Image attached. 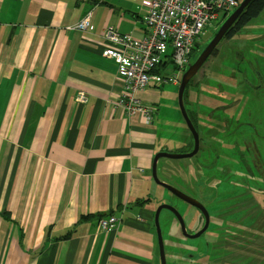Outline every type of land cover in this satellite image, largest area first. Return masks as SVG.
I'll use <instances>...</instances> for the list:
<instances>
[{
    "label": "crops",
    "instance_id": "obj_1",
    "mask_svg": "<svg viewBox=\"0 0 264 264\" xmlns=\"http://www.w3.org/2000/svg\"><path fill=\"white\" fill-rule=\"evenodd\" d=\"M144 15L142 0H0V264H157L153 160L187 130L159 117L171 85L136 94L152 120L116 105L103 56L105 30L140 38Z\"/></svg>",
    "mask_w": 264,
    "mask_h": 264
},
{
    "label": "rangeland",
    "instance_id": "obj_2",
    "mask_svg": "<svg viewBox=\"0 0 264 264\" xmlns=\"http://www.w3.org/2000/svg\"><path fill=\"white\" fill-rule=\"evenodd\" d=\"M241 1L239 0V5ZM230 14L212 21L206 27L204 34L198 39L200 50L199 52L196 50L192 51L190 62L198 59L201 50L207 46L206 44L209 43L226 20L225 18ZM216 49L218 50L217 57L210 56L205 65L197 73L194 80L195 83L190 84L188 90L189 99L185 105L186 111L194 112L197 119L198 134L201 141L199 144L200 151L193 158L180 160L161 159L158 166L160 170L158 178L160 181L174 188L184 191H188V189L195 190L200 200L205 202L206 197L202 187V166L210 163L205 157L211 155V153L224 152L222 153L224 157L222 156L221 161L225 163L228 161L231 171L234 173V177L230 181H235L236 184L240 185V188H237V190H220L221 193L227 195L224 204H232L233 201L242 203L244 201L253 202L251 200H255L257 207V212L254 214L253 212L250 214L248 212L245 213V211L241 210L236 214L239 227L241 228L243 223H245L246 228L253 229V237L256 240L254 249L256 254L250 253L249 257L240 260L239 264H245L246 261L251 262V264H264V11L258 18L252 20L242 28L233 38L222 40ZM174 69L173 63L169 60L157 73L161 77H169L173 75ZM257 73L261 75V78L258 77L257 79ZM181 78L182 73L179 75V82ZM178 89L179 86L175 87L171 85V87L159 90L162 96L159 117H163L165 114L171 115V128L173 127L174 129L181 124L180 128L186 130V125L182 121L183 118L177 102ZM168 99H171V102ZM221 105L230 106L224 116H222L224 111L217 109ZM211 111H214L213 113L215 114H221V116L218 115V118L221 117L222 122L228 118L231 122L230 128L235 127L237 129L234 134H231V137H235V140L238 141L234 147L231 144H225L224 148L219 150V146L224 145L219 143V140H226V138H223L226 135V131L218 134L215 130L210 131L211 127L217 128L219 126L217 125L218 119L216 116L212 119L208 117ZM192 112L190 113L191 116H193ZM180 131L182 130L180 129ZM180 133L178 136L171 129V133L166 136V139L171 142L167 151L172 155L190 153L187 152L190 149L189 145L186 148H183L181 145L186 142L182 139L188 136V133L186 131L185 134L187 135L183 137ZM191 137L189 135L187 138L190 145H193ZM231 137L229 138L232 139ZM242 139L245 141H242ZM163 147L164 144L162 145L159 142V148ZM249 186L253 189V192L246 189ZM151 187L155 197H157L158 206L162 204L167 205L170 201L175 206H182L164 188L156 185L154 182ZM227 187L229 186L227 185ZM251 197L254 199H251ZM182 208L183 213L187 211L189 224L192 225L196 217L195 210L187 206H183ZM169 218L168 211L163 210L160 214L159 222L164 241L166 264H186V252L175 253V251H178V248L172 246L176 245V243L172 244L171 239L170 244ZM250 218L254 220V224L252 223V225L248 223ZM195 229L192 231L195 232ZM204 237L207 238V235ZM203 239L202 237L194 241H188L191 246L187 243L185 247L187 249H197L200 246V242L203 243ZM212 254H206L205 257L197 255L196 257L199 260L196 259V261L206 262L207 256H209L212 259L211 264H218L219 261L217 260L216 263L214 259L217 255L213 254L212 256ZM158 256L159 253L157 254ZM157 264H160L158 258Z\"/></svg>",
    "mask_w": 264,
    "mask_h": 264
},
{
    "label": "built area",
    "instance_id": "obj_3",
    "mask_svg": "<svg viewBox=\"0 0 264 264\" xmlns=\"http://www.w3.org/2000/svg\"><path fill=\"white\" fill-rule=\"evenodd\" d=\"M144 31L140 38L132 32L119 34L112 28L104 37L118 48L103 51L105 58L117 65L125 95L116 103L129 115L137 112L152 120L153 109L144 107L136 94L147 90L152 82L167 87L179 84V75L190 61L193 45L204 34L212 21L225 17L239 7V0H142ZM92 28V15L70 29L80 31ZM169 60L176 70L169 77L154 72L160 64ZM119 219L115 216L101 219L103 231L116 230Z\"/></svg>",
    "mask_w": 264,
    "mask_h": 264
},
{
    "label": "flooded vegetation",
    "instance_id": "obj_4",
    "mask_svg": "<svg viewBox=\"0 0 264 264\" xmlns=\"http://www.w3.org/2000/svg\"><path fill=\"white\" fill-rule=\"evenodd\" d=\"M206 45H208V44H206ZM193 50H196L197 52H199L200 46L194 47ZM203 50H204V48H203ZM203 50H201V52ZM201 52H200V54H201ZM194 62L189 61L188 65L192 64ZM187 66H186V68H187ZM256 76H257V79H258V77L261 78V75L259 73H257ZM195 78H196V76L189 82V84L186 88L187 100L185 101V99H184L185 105L187 104L188 99H189V91H188L189 86H190V84L195 83V81H194ZM179 85H180V82L177 86H179ZM229 107H230L229 105H227V106L221 105V107H218L217 109L219 111H224L222 114V116H224L226 110ZM188 111H187V114H188V116L192 122L191 114H190L192 111L191 112L190 111L188 112ZM213 112L214 111H211V113L208 115V117H211V119H212L216 116L218 119L217 125H219V126L216 125L217 128L210 126L212 128L210 131L212 132L213 130H215L217 134L221 133L223 131L224 132L226 131V133H225L226 135L223 136V138H226V140H224V139L219 140V143L224 144V145L219 146V150L221 148H224L225 144H227V145L231 144L234 147L238 141L235 140V137L232 138L231 134H234L237 131V129L235 127L230 128L231 122H230V120H228V118L226 121L223 120V122H222L221 121L222 118L221 117L218 118V115L221 116V114H215ZM192 115H193V117H195L194 112H192ZM182 121H184V119ZM184 123H185V121H184ZM186 130L188 131V133L191 137L192 135L189 132L187 126H186ZM196 130L198 132V128H196ZM221 136H222V134H221ZM229 137H231L232 139H230ZM234 140H235V142L233 143ZM242 141H245V140L242 139ZM192 144H193V138H192ZM189 147H190V149L187 152H191L193 150V145H190ZM162 152H160V153H162ZM222 153H224V152L219 151L218 153H211V155H207V157H205L206 159H208L210 161V163L202 166L203 167L202 187H203V190L205 192V197H206L205 202H202L200 200L199 195L193 189H191V190L188 189V191H184V190H181L179 188H174L171 185H169L170 187L174 188V190H177L178 192H180L182 194V195H179V194L174 193L172 191L171 192L168 191V193L171 196H173L176 201H179L182 204V206H178V205L175 206L173 203H171V201L167 204L171 208L169 211L166 210V211H168V213L170 215V218H169L170 244H171V239H172V244L176 243V245L172 246V247L176 246V248H178V251H175V253L186 252L185 253V258L187 259L186 264H211L212 259L209 256H207L206 262L202 263L200 261H196V259H198V257H196L197 255L199 257H205L206 254H210V253H213L215 256L217 255L214 259L216 260V263H217V260L219 261L218 264H239V261L243 260L245 258L247 259V257H249L250 253H252L253 255L256 254L255 250H254L255 249V241H256V240H254V237H253L254 230L246 228L245 223H243V226L240 228L239 227V221H237V219H236V214L239 212V210L245 211V213L248 212L249 214L252 212H253V214L256 213L257 207L255 205V200H251L253 202L244 201L242 203H236L233 201L232 204H230V203L224 204V201H225L227 195L225 193H221L220 190H237V188H240V185L236 184L235 181H232V182L230 181V179H232L234 177V173L231 171V167H230L228 161L226 163L221 161L222 156L224 157V155ZM202 157H203V155H202ZM220 164H222V165H220ZM213 167H214V169H212ZM248 169H249V166H248ZM227 185L229 187H227ZM246 189L253 192L252 191L253 189L250 186ZM186 196L189 198H187ZM251 199H254V198L251 197ZM185 200H187V201L189 200L190 202H193V203H187V202H185ZM193 200H195V201H193ZM194 203L198 204V205L200 204L204 208V213L201 212V210L198 207L193 205ZM183 206L191 207L196 212L195 213L196 217L193 220L194 222L192 225L189 224V219L187 218V213H186L187 211L185 213H183V208H182ZM179 216L182 218V220L184 222L186 233H184V231L182 230L181 222L179 221ZM248 223L252 225V223L254 224V220H251V218H250ZM195 228H197V229H195ZM204 228H205V230L203 231V233L198 238H196V239L190 238V236L197 235ZM194 229H195V232L192 231ZM206 235H207V238L204 237ZM202 237L204 238L203 243L200 242L199 248L187 249L185 247V244H187L188 241H194V240H197V239L202 238ZM213 254H212V256H213ZM245 264H251V262L246 261Z\"/></svg>",
    "mask_w": 264,
    "mask_h": 264
},
{
    "label": "water",
    "instance_id": "obj_5",
    "mask_svg": "<svg viewBox=\"0 0 264 264\" xmlns=\"http://www.w3.org/2000/svg\"><path fill=\"white\" fill-rule=\"evenodd\" d=\"M251 1L252 0H242L241 1L239 7L236 10H234L233 13L230 14L226 18L224 23L220 26V28L214 34L213 38L208 43V45L204 48V50L201 52L198 59L194 63L189 64L187 66V68L185 69V71L182 72V78H181L179 89H178L177 100H178V106H179L181 115L185 121V124H186L189 132L192 135V138H193V150L189 154H184V155H172L166 151L159 153L154 157L152 170H151L153 182L156 185L166 189L169 192L172 191L174 193L182 195L180 192H178L177 190H174V188L170 187L168 184L159 180V178H158V174L160 172V170L158 168L159 160L160 159L180 160V159H184V158H193L199 152V144H200L199 134H198L196 128L194 127L193 123L191 122V120L187 114L186 108H185L184 94H185L186 88H187L189 82L197 75V73L199 72L201 67L205 64L207 59L211 56V54L217 48L218 44L223 40L227 31L233 26V24L237 21L239 16L244 12V10L247 8V6L249 5V3ZM187 198H189V197H187ZM193 201H195V200H193ZM185 202L193 203V202H190L189 200L188 201L185 200ZM193 205L198 207L201 210V212L204 213V208L200 204L198 205V204L194 203ZM170 209H171L170 206L166 205V204H162V205L158 206L156 208V211L154 214V219H153L154 228H155V232H156V238H157V244H158V250H159L160 264H166V258H165L164 241H163V236H162L159 218H160V214L163 210L169 211ZM179 221L181 222L182 230L184 231V233H186L184 222L180 216H179ZM204 230H205V228L201 232H199L197 235L190 236V238H192V239L198 238L203 233Z\"/></svg>",
    "mask_w": 264,
    "mask_h": 264
},
{
    "label": "trees",
    "instance_id": "obj_6",
    "mask_svg": "<svg viewBox=\"0 0 264 264\" xmlns=\"http://www.w3.org/2000/svg\"><path fill=\"white\" fill-rule=\"evenodd\" d=\"M263 11H264V0H252L247 6V8L244 10V12L239 16L237 21L233 24V26L227 31L223 40L224 39L229 40L233 38L239 31H241L242 28L248 25L252 20L258 18ZM197 46H199L198 41L195 42L193 48ZM217 55H218V50L215 49L214 52L211 54V56L217 57ZM166 64H160L154 72L156 73L159 72L160 68L164 67V65ZM175 71L176 70H174L173 73ZM184 99L185 101L187 100V90L185 91ZM191 119L195 128H197V119L193 116H191Z\"/></svg>",
    "mask_w": 264,
    "mask_h": 264
}]
</instances>
